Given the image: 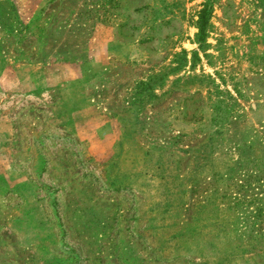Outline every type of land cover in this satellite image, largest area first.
Wrapping results in <instances>:
<instances>
[{"label":"rangeland","instance_id":"obj_1","mask_svg":"<svg viewBox=\"0 0 264 264\" xmlns=\"http://www.w3.org/2000/svg\"><path fill=\"white\" fill-rule=\"evenodd\" d=\"M0 264H264V0H0Z\"/></svg>","mask_w":264,"mask_h":264},{"label":"trees","instance_id":"obj_2","mask_svg":"<svg viewBox=\"0 0 264 264\" xmlns=\"http://www.w3.org/2000/svg\"><path fill=\"white\" fill-rule=\"evenodd\" d=\"M209 14H210V10H208L206 7L202 9L199 13L198 20L196 21V27L198 29L197 35L199 37H202L205 33L206 20L208 19Z\"/></svg>","mask_w":264,"mask_h":264}]
</instances>
